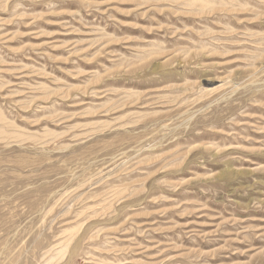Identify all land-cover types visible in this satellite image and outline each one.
I'll use <instances>...</instances> for the list:
<instances>
[{"label": "rangeland", "instance_id": "1", "mask_svg": "<svg viewBox=\"0 0 264 264\" xmlns=\"http://www.w3.org/2000/svg\"><path fill=\"white\" fill-rule=\"evenodd\" d=\"M0 264H264V0H0Z\"/></svg>", "mask_w": 264, "mask_h": 264}]
</instances>
